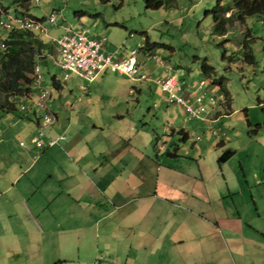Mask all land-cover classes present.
Returning <instances> with one entry per match:
<instances>
[{"label": "crops", "instance_id": "obj_1", "mask_svg": "<svg viewBox=\"0 0 264 264\" xmlns=\"http://www.w3.org/2000/svg\"><path fill=\"white\" fill-rule=\"evenodd\" d=\"M16 5L13 11L22 12ZM47 39L41 40V52H54ZM140 66L136 62L135 79ZM113 77L129 76L104 68L90 82ZM160 80L144 89L150 97L163 96L166 108L171 103ZM89 84L79 85L81 96L72 101L56 103L50 94L47 106L56 122L43 131L45 137H37L38 128L28 130L27 121L37 127L32 110L15 111L0 125L1 135L21 133L26 141L18 140L15 158L7 148L0 154V208L8 210L7 224L0 227V264H264L259 173L249 178L235 173L229 181L226 168L218 165L215 171L213 162L200 166L198 157L189 158L191 153L173 142L179 130L188 136L185 126L175 130L183 125L166 122L163 131L169 135L160 138L147 122L128 117L137 99L93 103ZM144 89L131 86L126 93ZM62 93L71 95L72 89ZM59 135L55 144H45L46 136ZM196 146L190 147L198 156L201 146ZM98 253L103 258L94 263Z\"/></svg>", "mask_w": 264, "mask_h": 264}, {"label": "rangeland", "instance_id": "obj_2", "mask_svg": "<svg viewBox=\"0 0 264 264\" xmlns=\"http://www.w3.org/2000/svg\"><path fill=\"white\" fill-rule=\"evenodd\" d=\"M17 1L0 0V6L10 11L18 10ZM219 1L224 7L230 4V0ZM215 3L216 0H167L160 7L150 9L145 7L143 0H29L27 10L35 17L53 13L56 23L82 29L92 38L105 36L107 50L117 49V58L127 57L131 49L135 50L134 59L141 65V73L147 76V79L113 77L109 81L103 79L93 82L100 84H91L74 73L63 79L61 71L51 61L41 62L42 83L50 90L51 101L59 103L75 100L81 96L77 87L89 83L91 92L88 99L93 103L137 99L138 105L130 104L128 107V117L147 122V128L160 138L163 134L166 137L169 135L168 130L165 133L163 131L166 122L171 121L173 127L183 125L175 127V130L185 126L188 130L186 142L183 143L181 135L177 133L172 135L173 142L182 150L190 152L189 158L198 157L200 166H209L213 162L215 171H220L218 165L221 170L226 168L229 181H233L235 173L236 176H243L244 173L247 178L259 173L264 179V15L247 16L242 23L233 22L229 25L223 35H216L211 32L210 14H205ZM60 32V29L49 26L47 35L58 36ZM7 33L8 30L0 26V40ZM246 33L254 59L252 64L245 62L242 56L241 42ZM154 55L157 60L153 58ZM202 58L212 67V78L220 79L221 85L211 83L201 74L199 63ZM52 75L60 80L62 92L66 88L72 89L71 95L65 96L52 88ZM171 75L185 82L189 90L197 89L198 82L202 80L208 92L205 101L209 94L220 96L214 104L203 101L202 115L206 116V120H186L181 108L174 104H168L165 108L161 103L163 96L160 99L158 96L150 97V93L144 89L155 86V80ZM91 85H96V90ZM131 86L144 91L139 95L135 92L127 95L126 90ZM116 88L122 91L117 92ZM224 95L228 99L227 105ZM53 110L58 118L62 117L58 109ZM95 111L98 112L99 108ZM13 113L1 112L0 125ZM246 120L251 122L247 124ZM26 123H29L28 130L37 132V127H32V121ZM255 123L258 125L255 126ZM19 139L26 143L21 133L1 135L0 132V154L5 153L7 148V151L12 152L11 157L15 158ZM1 140H7V143L3 144ZM221 141L222 145H219ZM193 143L195 148L196 145L201 146L198 156L194 147H190ZM224 150L233 153L224 162H217ZM4 161L7 163L10 158ZM3 212L0 208V227L7 224Z\"/></svg>", "mask_w": 264, "mask_h": 264}, {"label": "built area", "instance_id": "obj_3", "mask_svg": "<svg viewBox=\"0 0 264 264\" xmlns=\"http://www.w3.org/2000/svg\"><path fill=\"white\" fill-rule=\"evenodd\" d=\"M0 26L7 29L28 30L35 33L40 38L49 37L48 27L54 26L60 29L58 36L49 37V43L54 50L39 52L35 55L30 72L32 80V90L26 95L20 96L15 101V107L18 111L23 112L32 110L37 115V137H45L44 129L52 126L56 122V115L47 106L50 99V90L42 83L40 72V59L45 58L51 61L53 66L59 69L62 73V78L66 79L70 73H74L77 77L90 82L98 73L107 68L120 74H126L133 78L136 73V61L134 59L135 50L131 49L127 57L119 56L113 59L114 55L119 52L117 49L108 51L105 48L106 37L92 38L85 31L79 28H74L68 24L56 23V17L53 13L48 16L35 17L29 13L15 12L0 6ZM6 45L0 41V51H5ZM153 58L157 60L154 55ZM136 78L145 79L142 73ZM160 89L165 94L168 103L180 106L187 119L199 118L206 119L202 115L204 112V102L214 104L219 100L220 96H209L206 99V88L203 87L204 82L200 80L197 89L189 90L188 85L182 80H176L173 75L166 76L159 81ZM35 91V96L32 93ZM202 90L201 92H197ZM37 137L32 139V142H37ZM46 136L45 144L51 146L56 143L57 139ZM21 145L22 143L19 142ZM103 258L101 253L96 255L94 263L99 262Z\"/></svg>", "mask_w": 264, "mask_h": 264}, {"label": "trees", "instance_id": "obj_4", "mask_svg": "<svg viewBox=\"0 0 264 264\" xmlns=\"http://www.w3.org/2000/svg\"><path fill=\"white\" fill-rule=\"evenodd\" d=\"M143 2L146 8L156 9L166 3L167 0H143ZM18 3L23 9L22 12L27 13V0H18ZM227 12L229 14L225 16ZM205 14L211 16V32L216 35H223L227 27L233 22L242 23L244 18L250 15L263 16L264 0H230V4L226 7L222 6L219 0H216L215 5ZM247 35L246 33L241 42L242 56L245 62L252 64L254 59L250 52ZM41 40L42 38L35 33L21 29L9 30L6 37L0 40L6 45L5 51H0V113L18 111L15 107L16 99L32 90L30 72L35 55L41 51L44 45ZM199 70L203 76L210 79L211 83L221 85L220 79L212 78L213 69L206 63L205 58L200 60ZM51 86L56 90L60 87L55 75L51 76ZM224 99L227 105L228 99L225 95ZM257 125L255 124V126ZM178 134L181 135L180 140H185L187 137L183 130H179Z\"/></svg>", "mask_w": 264, "mask_h": 264}, {"label": "water", "instance_id": "obj_5", "mask_svg": "<svg viewBox=\"0 0 264 264\" xmlns=\"http://www.w3.org/2000/svg\"><path fill=\"white\" fill-rule=\"evenodd\" d=\"M231 153H232V151L224 150V151L221 152V154L218 156L217 160H218L219 162H223V161H225V160L230 156Z\"/></svg>", "mask_w": 264, "mask_h": 264}, {"label": "clouds", "instance_id": "obj_6", "mask_svg": "<svg viewBox=\"0 0 264 264\" xmlns=\"http://www.w3.org/2000/svg\"><path fill=\"white\" fill-rule=\"evenodd\" d=\"M226 14V13H225Z\"/></svg>", "mask_w": 264, "mask_h": 264}]
</instances>
